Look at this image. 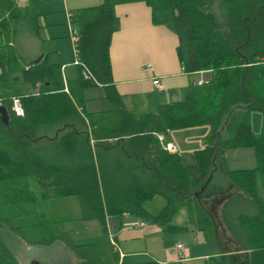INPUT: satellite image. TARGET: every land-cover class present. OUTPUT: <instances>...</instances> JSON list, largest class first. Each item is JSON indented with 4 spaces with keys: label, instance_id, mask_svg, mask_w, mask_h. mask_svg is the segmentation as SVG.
I'll list each match as a JSON object with an SVG mask.
<instances>
[{
    "label": "trees",
    "instance_id": "trees-1",
    "mask_svg": "<svg viewBox=\"0 0 264 264\" xmlns=\"http://www.w3.org/2000/svg\"><path fill=\"white\" fill-rule=\"evenodd\" d=\"M119 1L134 0H104L77 9L71 17L78 32L79 73L68 82L67 91L59 64L41 60L20 69L13 50L0 43V99L10 113L8 127L0 119V227H16L27 237L24 224L29 213L18 207L32 198L26 195L28 199L15 201L7 195L13 187L7 178L18 174L38 177V183L52 188L59 199L76 195L86 218L98 220L102 234L93 241L102 245L85 253L86 264H113L110 259L118 254L117 249L114 255L107 249V220L120 222L124 213L174 232L171 220L185 206L188 216L213 234L211 219L197 199L209 186L212 158L222 160L227 148L250 146L256 151L258 166L228 175L257 202V213L240 216L239 222L250 254L247 264H264V202L255 188L257 175L264 176V125L255 133L250 124L251 111L264 112V0H143L152 9L153 23L168 25L176 34L184 71L209 70L211 79L189 85L180 100L159 105L155 113L137 115L114 98L116 104L109 113L86 114L79 107H83L87 87L100 83L108 92L112 89L108 48L119 27L113 9ZM14 10L15 0H0L1 33L10 31V19L18 16ZM6 11L7 18L3 16ZM82 68L89 71L88 78ZM17 72L26 82L38 84L37 90L22 92L15 85ZM15 96L20 98L22 116L11 110ZM196 125L209 127L208 145L195 154L197 163L192 166H184L154 135ZM44 141L50 145L31 148L32 143ZM156 195L166 203L153 214L145 203ZM20 216L23 224L17 221ZM37 218L41 228L29 231L36 241H69L58 213ZM0 264H19L1 236Z\"/></svg>",
    "mask_w": 264,
    "mask_h": 264
},
{
    "label": "crops",
    "instance_id": "crops-1",
    "mask_svg": "<svg viewBox=\"0 0 264 264\" xmlns=\"http://www.w3.org/2000/svg\"><path fill=\"white\" fill-rule=\"evenodd\" d=\"M103 2L104 0H15L17 10H14V13L18 16L10 19V31L6 33L0 31V43L5 48L13 50L20 69H25L41 60H45L48 64H59L64 89L67 91L68 82L76 79L79 73V65L74 64L75 55L70 38L71 30L74 28L71 17L77 9L100 5ZM28 9L31 13L26 12ZM113 9L119 20V27L112 33L108 48L112 89L108 92L100 83L87 87L83 92V107H79L83 113L107 114L116 104L114 98L121 100L127 110L137 115L155 113L159 105L180 100L189 85L211 79L212 73L209 70L184 71L177 53L176 34L168 25L153 23L152 9L145 1H119L114 3ZM8 15L6 11L3 16L7 18ZM11 17L10 15L9 18ZM13 75L17 76L15 85L22 92L37 90L38 84L26 82L20 72ZM154 78L159 79L161 88L154 87L152 83ZM250 124L252 131L258 133L264 125V112L251 111ZM55 133L57 134V131ZM208 134V126L196 125L170 129L163 133L155 132L154 135L158 137L165 150L179 157L184 166H192L197 163L195 154L208 145ZM165 143H171L172 149H166ZM48 145L50 143L45 141L35 142L32 143L31 148L38 150ZM212 162L213 168L209 177L211 174L212 176L206 181H210L209 186L197 199L211 219L213 234H208L200 228L196 220L188 216L185 206L179 208L171 220L170 225L176 227L174 232H167L157 223L124 213L120 220L121 224L116 220H107L110 238L107 249L113 255L117 249L118 254L116 259H110L113 264L121 260L126 264H247L250 254L239 217L255 215L258 206L253 197L244 192L228 173L255 169L258 166L256 151L250 146L227 148L223 151L222 160L216 161L214 156ZM7 164L2 163L6 167ZM7 179L13 183L32 182V190H25V187L18 183H15L16 185L12 183L13 187L7 190L8 194L11 193L19 198L23 196L25 198L26 195L32 198L20 203L22 206L18 207L19 210L24 209L29 213L27 223L24 224L27 237L19 232L20 229H15L16 227L7 224L0 227L1 239L18 263L31 264L32 261H38L39 264H86L85 253L102 245V241H93L100 237L102 228L97 219L86 218L78 197L72 195L59 199L52 188L44 189L38 183V177L34 175L25 178L17 174ZM258 185L260 192L256 189L257 196L264 202V176L257 175L256 187ZM235 187L242 193H238ZM221 195H224L223 200L212 202L219 200ZM71 198H76L79 205L75 213L71 212L73 216L66 215L63 206L59 205L61 200L69 199L68 203L72 206ZM162 198L164 206L166 200ZM183 209L186 211L184 212L186 224L181 225L184 218L175 219V217ZM54 213H58L62 221H65L62 229L65 230L69 241H62L60 238H55L49 243L36 241L35 236L29 234V231H39L41 228L37 224L39 222L37 217L41 214L51 216ZM212 216L217 217L225 231V236L241 251L248 254V261L242 263L239 257L232 253L231 243L220 240ZM30 218L32 220H29ZM17 219L23 224L21 216ZM143 221L145 222L143 226H132V223ZM89 222H96L101 233L97 231L98 233L94 235L89 232L86 235L85 229H92ZM190 226L202 233V238H199L197 244L183 246L184 250L180 251L176 248L179 242H175L159 256L151 251L148 239L153 234L161 231L168 234L175 233ZM53 227L52 222L50 228ZM3 231L7 232L6 238ZM180 253L185 256L181 257ZM96 256L100 257L101 261L104 259L100 254Z\"/></svg>",
    "mask_w": 264,
    "mask_h": 264
},
{
    "label": "rangeland",
    "instance_id": "rangeland-1",
    "mask_svg": "<svg viewBox=\"0 0 264 264\" xmlns=\"http://www.w3.org/2000/svg\"><path fill=\"white\" fill-rule=\"evenodd\" d=\"M261 123V121H260ZM259 123V125H260ZM261 126V125H260ZM24 183L19 182V185L23 186ZM25 190H32V182H26V185L24 186ZM255 188L260 192V185H258L257 187L255 186ZM8 197H10L11 199L15 200V201H21V199H18V197H16L15 195L9 193ZM24 197V196H23ZM22 198V197H20ZM24 200L28 199V198H23ZM23 200V201H24ZM73 203V205L71 206V204L68 203V200H61V206H63V211L66 215H72V213L76 212V209H78V201L76 198H71L70 199ZM26 202V201H25ZM164 204V199L161 196H154L151 200L147 201L145 204V207L148 211L152 212V213H157L163 206ZM60 208V207H59ZM181 212L179 214H176L175 219H183L185 216V209L180 210ZM72 212V213H71ZM184 218V222L181 225L186 224ZM178 221V220H177ZM179 222V221H178ZM143 223L145 224V222L143 221ZM88 224H90L92 226V229H85L86 235L90 232V234H96L99 232V234L102 232H100L99 227L97 228V224L96 222H89ZM5 230V229H4ZM6 231V230H5ZM3 231V232H5ZM83 231V230H82ZM98 231V232H97ZM81 232V231H80ZM7 237V232H5V238ZM202 238V233L200 231L195 230L192 226L188 227V229H184L175 233H164L163 231L153 234L152 237L150 239H148L149 242V247L151 248V251L154 252V254L156 256H159L160 254L163 253V251L168 248L170 246H172L175 242H179L182 246H187L189 244H197L198 240Z\"/></svg>",
    "mask_w": 264,
    "mask_h": 264
},
{
    "label": "built area",
    "instance_id": "built-area-1",
    "mask_svg": "<svg viewBox=\"0 0 264 264\" xmlns=\"http://www.w3.org/2000/svg\"><path fill=\"white\" fill-rule=\"evenodd\" d=\"M70 38H71V41H72V45H73V50H74V55H75V60H74V64H78L79 63V59H78V32L76 29H72L71 30V33H70ZM82 75L85 77V78H88V76L90 75L89 71L87 70V68H82ZM152 83L154 85V87L156 88H161V85H160V81L158 78H154L152 80ZM0 106H1V99H0ZM11 110L15 113V115L17 116H22L24 111H23V108H22V105H21V101H20V98L19 97H13L12 98V101H11ZM165 148L168 149V150H171L172 149V144L171 143H165ZM144 223L143 222H138V223H132V226H143ZM176 248L178 250H184V247L180 244V243H177L176 244ZM180 255H182L180 253ZM185 255H182L181 257H183Z\"/></svg>",
    "mask_w": 264,
    "mask_h": 264
},
{
    "label": "water",
    "instance_id": "water-1",
    "mask_svg": "<svg viewBox=\"0 0 264 264\" xmlns=\"http://www.w3.org/2000/svg\"><path fill=\"white\" fill-rule=\"evenodd\" d=\"M0 119L4 122V124H5L7 127L9 126L10 113H9V111L7 110V108H6L5 105H1V106H0ZM211 176H212V174L210 175V177H211ZM210 177H209V179H210ZM209 179H208V180H209ZM202 188H204V187H202ZM235 188H236V190H237L238 193H242V191L239 190L237 187H235ZM194 195L197 196V195H198L197 192H195ZM221 196H222V197H221L219 200L216 199V200H213L212 202L214 203V202H219L220 200H223L224 195H221ZM198 197H199V196H198ZM199 199H200V198H199ZM211 204H212V203H211ZM210 215H211V214H210ZM212 219H213V221H214V227H215V229H216V232L218 233V236H219L220 240H221L222 242H230V243H231V251H232V253H235V254L239 257V259H240V261H241L242 263L248 261V254H247L245 251H241V250L239 249V247H238L233 241H231L230 239H228V238L225 236V231H224V229L222 228V225H221L220 222L218 221L217 217L212 216ZM31 264H39V262H38V261H32Z\"/></svg>",
    "mask_w": 264,
    "mask_h": 264
}]
</instances>
